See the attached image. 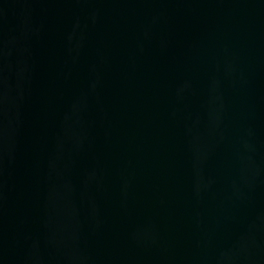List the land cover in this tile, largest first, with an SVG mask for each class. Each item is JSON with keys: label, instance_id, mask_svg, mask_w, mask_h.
Wrapping results in <instances>:
<instances>
[{"label": "water", "instance_id": "95a60500", "mask_svg": "<svg viewBox=\"0 0 264 264\" xmlns=\"http://www.w3.org/2000/svg\"><path fill=\"white\" fill-rule=\"evenodd\" d=\"M0 264H264V0H0Z\"/></svg>", "mask_w": 264, "mask_h": 264}]
</instances>
